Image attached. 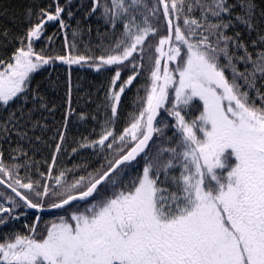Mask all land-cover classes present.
Returning <instances> with one entry per match:
<instances>
[{
  "label": "snow or ice",
  "instance_id": "6c2138e0",
  "mask_svg": "<svg viewBox=\"0 0 264 264\" xmlns=\"http://www.w3.org/2000/svg\"><path fill=\"white\" fill-rule=\"evenodd\" d=\"M70 4L68 0L61 6L56 0L54 13L41 9L39 22L20 38L22 45L27 40L26 46L16 49L12 62L0 61L4 68L0 105L26 97L30 74L42 65L61 61L86 63L97 70L115 66L107 94L111 116L98 139L79 145L102 146L114 162L105 157L107 170L101 165L72 181L67 177L74 169L53 176L63 131L53 164L46 175L40 173L43 180L29 178L25 183L16 173L21 165L9 168L0 160V173L11 178L7 183L0 179V185L6 184L14 194L0 193V225L19 220L28 210L35 215L33 223L26 225L27 234L16 233L0 242V264H264V92L256 88L257 80L264 81V47L253 54L239 33H225L232 26L236 6L242 14L234 19L253 29L254 4L245 0L238 5L228 0H91L86 16L99 12L109 28L122 26L115 43L105 46L106 54L95 59L72 56L75 45H68L67 38L68 55L37 54L33 42L47 23L58 21L61 30L69 27L63 13ZM197 10L199 17L194 16ZM67 16L71 19L73 12L69 10ZM164 28L167 34L159 35ZM77 34L72 33L74 38ZM156 36L150 83L145 96L135 101L142 107L117 136L114 126L122 94L145 62L152 63L147 55L152 52L149 40ZM253 43L264 45V37ZM235 50L243 55L237 57ZM237 60L246 65L244 71L235 66ZM129 64L132 74L120 83L122 70ZM225 68L231 69V79ZM253 90L259 105L250 95ZM68 95L70 103V83ZM32 99L46 108L38 91ZM194 99L202 103V111L189 121L186 110ZM161 110L174 124L159 119ZM18 122L13 111L0 122V131L7 134ZM169 127L172 136L165 133ZM138 156L145 162L142 173L125 183L126 169ZM81 167L87 165L75 166ZM177 169L179 175H174ZM20 208L25 211L17 215ZM54 209L64 210L65 215L45 222L41 231L42 214Z\"/></svg>",
  "mask_w": 264,
  "mask_h": 264
},
{
  "label": "trees",
  "instance_id": "16d2710c",
  "mask_svg": "<svg viewBox=\"0 0 264 264\" xmlns=\"http://www.w3.org/2000/svg\"><path fill=\"white\" fill-rule=\"evenodd\" d=\"M239 2L240 0H228L230 5H238ZM245 2L254 4V28L248 29L234 19L235 15L242 14L241 8L236 6L232 8V26L225 29V33L229 36L239 33V39L248 46V51L255 54L261 47H264L262 44L253 43L254 41L259 42L260 37H264V0H245ZM59 3L61 6H65L68 4V0H59ZM55 6L56 0H0V61H4L5 64L12 62L11 58L16 49L27 44L25 39L22 45L20 38L25 37L27 30L39 22L38 13L40 10L50 9L54 13ZM90 9L91 0H71V4L66 7L63 13V18L69 27L61 30L58 21L47 23L41 37L34 39V51L37 54L52 57L68 55L69 48L65 46L67 38L68 45H75L70 50L72 56L82 55L95 59L106 54L105 46L115 43L117 36L122 31V26L118 24L114 30L109 28L100 18L99 12L92 16H86ZM29 10H31L30 16ZM69 10L73 12L71 19L67 16ZM194 16H200L199 10L194 13ZM224 19L227 21L229 17L225 15ZM73 31L78 33L75 38L72 35ZM166 34V28L159 33V35ZM158 40L159 36L149 40L152 52L147 55L152 56V63L145 62L143 71L122 94L114 126L117 136L142 107V104H136L135 101L146 94V87L150 83L148 77L155 59L154 49ZM235 54L239 57L243 55V52L235 50ZM147 55L145 56L146 61ZM220 62L221 64L226 63L223 57ZM234 63L240 71L245 70L246 65L243 62L237 60ZM170 67H174V65H170ZM3 70L4 68L0 67V71ZM115 71V66H102L97 70L86 63L68 65L61 61H54L48 65H42L31 73L26 90L27 96L20 95L14 98L9 105H0V122L7 120L13 111L19 117V122L7 134L0 131V160L3 164L9 168L12 165H21L16 169V173L20 178H23L25 183L30 182L29 178L32 181L43 180L45 177H41L40 173L46 175L49 165L53 164L52 156L56 151V144L61 143L59 133L63 131L65 138L60 152L57 153L53 176L58 175L61 170L74 169L67 177L69 181H72L81 175L95 172L101 168V165H104L102 170H107L108 165L105 157L112 159L113 162L114 159L106 148L102 146L79 148V145L98 139L102 133L104 121L111 116V102L107 99V94ZM224 71L226 76L231 79V69L225 68ZM131 74V64H129L127 69L122 70L120 83H123ZM238 82L243 83L242 81ZM69 83L71 85L70 103ZM256 88L260 92H264V81L257 80ZM34 91H38L44 97L46 108H40V101L32 99ZM250 95L255 99L257 105L261 103L255 90L251 91ZM168 107H171V103L168 104ZM21 108L25 114L23 116ZM200 111H202V103L198 99H194L186 110V119L189 121L194 119ZM66 116L67 124L65 125ZM81 116L84 119H81ZM159 119L169 125L174 124V119L163 110H161ZM33 125L36 126L33 127ZM18 133L24 135L21 136ZM165 133L167 136H172V128L165 129ZM175 142L173 140L172 144L174 145ZM129 146L131 145L129 144ZM73 148H77L78 151L73 152ZM144 163L142 157L132 162L131 166L126 169V174L123 177L124 182L127 183L131 178L142 173ZM76 165H87V167L86 169L75 168ZM173 174L179 175V170L177 169ZM0 178L4 179L6 183L11 182V178L4 176L3 173H0ZM161 179H163V175ZM50 183L54 184V181H50ZM168 187L171 188V185ZM0 190L14 195L2 185H0ZM52 202L48 201V203ZM84 206L82 203L79 205L80 208ZM21 209L25 211L23 208ZM61 211L64 210L44 212L40 221L41 231L45 222L51 221L53 215L61 214ZM27 213L31 214V220L28 221V225H31L35 215L30 210ZM11 223L9 220L5 225H0V233H4L6 230L10 232L12 230ZM28 231V227L24 228V234H27ZM9 237L12 236L9 235Z\"/></svg>",
  "mask_w": 264,
  "mask_h": 264
},
{
  "label": "rangeland",
  "instance_id": "374dc122",
  "mask_svg": "<svg viewBox=\"0 0 264 264\" xmlns=\"http://www.w3.org/2000/svg\"><path fill=\"white\" fill-rule=\"evenodd\" d=\"M0 193H5L6 195H10V193H8L6 191H2V190H0ZM59 210L60 209L54 210V211H59ZM22 212H24V211L20 208L17 210L16 214L19 215ZM63 213H64V211H61V214L53 215L51 220L57 219L61 215H65ZM29 220H31V214L30 213H27L26 215H21L19 220H10L12 222L11 226H10V227H12V230L10 232H8V230H6L4 233H0V242H2V240L6 239V238H9V235L14 237V235L16 233L24 234V228H26V225H28Z\"/></svg>",
  "mask_w": 264,
  "mask_h": 264
},
{
  "label": "water",
  "instance_id": "95a60500",
  "mask_svg": "<svg viewBox=\"0 0 264 264\" xmlns=\"http://www.w3.org/2000/svg\"><path fill=\"white\" fill-rule=\"evenodd\" d=\"M165 49H167V45L165 46ZM140 156H138L137 157V159L139 158ZM1 179V178H0ZM4 187H6V184L5 185H3ZM7 188V187H6ZM8 189V188H7ZM8 190H10V189H8ZM11 191V190H10ZM54 210H58V209H54ZM31 211H33L34 212V210H31ZM48 212V211H47Z\"/></svg>",
  "mask_w": 264,
  "mask_h": 264
}]
</instances>
